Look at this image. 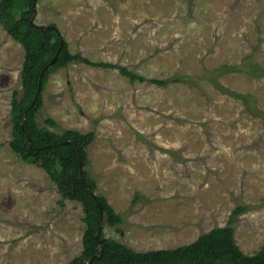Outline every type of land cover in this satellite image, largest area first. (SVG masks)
<instances>
[{"label":"rangeland","instance_id":"374dc122","mask_svg":"<svg viewBox=\"0 0 264 264\" xmlns=\"http://www.w3.org/2000/svg\"><path fill=\"white\" fill-rule=\"evenodd\" d=\"M35 9V22L55 24L72 53L147 79L71 62L49 75L37 115L60 133H95L86 168L121 216L104 220L105 235L146 251L231 225L242 251L256 253L264 0H37ZM24 55L0 24V264H69L83 249L82 206L10 146Z\"/></svg>","mask_w":264,"mask_h":264},{"label":"trees","instance_id":"16d2710c","mask_svg":"<svg viewBox=\"0 0 264 264\" xmlns=\"http://www.w3.org/2000/svg\"><path fill=\"white\" fill-rule=\"evenodd\" d=\"M34 2L0 0V24L25 50L21 70L23 93L18 97V92L14 91L11 102L10 146L23 160L39 163L64 199L81 204L85 223L83 249L69 264H264V243L256 253H245L236 243L231 225L214 227L191 243L146 251H137L105 235L104 220L114 226L121 222V216L104 195L97 193L96 182L86 168L88 147L94 141L95 133L76 129L60 133L40 126L37 115L43 105L49 75L71 62L116 68L132 81L147 79L125 66L98 63L80 53H72L55 24L45 26L35 22ZM224 68L231 67L226 65ZM149 81L165 84L164 79ZM47 121L55 123L52 119Z\"/></svg>","mask_w":264,"mask_h":264},{"label":"water","instance_id":"95a60500","mask_svg":"<svg viewBox=\"0 0 264 264\" xmlns=\"http://www.w3.org/2000/svg\"><path fill=\"white\" fill-rule=\"evenodd\" d=\"M35 6H36V0H35V2H34V8H35ZM35 15V14H34ZM42 28H44V26H41ZM54 59H56V57L54 58ZM53 59V60H54Z\"/></svg>","mask_w":264,"mask_h":264}]
</instances>
